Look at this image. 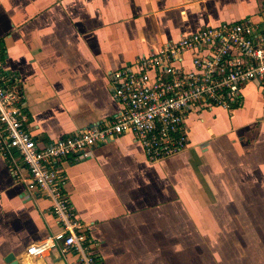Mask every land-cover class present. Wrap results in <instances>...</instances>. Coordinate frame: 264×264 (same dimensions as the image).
Here are the masks:
<instances>
[{"label": "crops", "instance_id": "0c3cea01", "mask_svg": "<svg viewBox=\"0 0 264 264\" xmlns=\"http://www.w3.org/2000/svg\"><path fill=\"white\" fill-rule=\"evenodd\" d=\"M264 0H0L4 68L19 80L39 143L107 123L109 72L202 27L257 17ZM222 115L224 119L221 118ZM190 145L157 163L130 134L68 158V202L94 264H264V105L252 84L231 113L194 109ZM19 168V173L17 169ZM20 174V175H19ZM24 166L0 154V264H79L28 248L60 231Z\"/></svg>", "mask_w": 264, "mask_h": 264}, {"label": "built area", "instance_id": "2783aa9c", "mask_svg": "<svg viewBox=\"0 0 264 264\" xmlns=\"http://www.w3.org/2000/svg\"><path fill=\"white\" fill-rule=\"evenodd\" d=\"M2 51L0 43V154L16 168L18 163L24 166L28 179H18L49 199L60 225L57 234L28 248L31 258L55 248L61 255L75 252L79 264H94L86 243L89 226L65 196L61 164L66 159L85 158L93 148L130 134L148 162H161L190 145L186 118L192 110L231 113L242 106L249 84L264 105V4L255 18L202 27L110 71V94L119 106L113 118L44 144L26 127L21 85L4 68Z\"/></svg>", "mask_w": 264, "mask_h": 264}, {"label": "water", "instance_id": "95a60500", "mask_svg": "<svg viewBox=\"0 0 264 264\" xmlns=\"http://www.w3.org/2000/svg\"><path fill=\"white\" fill-rule=\"evenodd\" d=\"M5 263L7 264H17L18 262L15 260V256L13 254H9L4 259Z\"/></svg>", "mask_w": 264, "mask_h": 264}, {"label": "rangeland", "instance_id": "374dc122", "mask_svg": "<svg viewBox=\"0 0 264 264\" xmlns=\"http://www.w3.org/2000/svg\"><path fill=\"white\" fill-rule=\"evenodd\" d=\"M221 118H223L224 119V116L222 115V117Z\"/></svg>", "mask_w": 264, "mask_h": 264}]
</instances>
